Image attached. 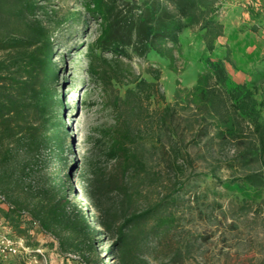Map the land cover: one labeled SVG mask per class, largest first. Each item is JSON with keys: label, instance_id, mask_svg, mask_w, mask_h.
Wrapping results in <instances>:
<instances>
[{"label": "trees", "instance_id": "trees-1", "mask_svg": "<svg viewBox=\"0 0 264 264\" xmlns=\"http://www.w3.org/2000/svg\"><path fill=\"white\" fill-rule=\"evenodd\" d=\"M78 2L81 8L62 12L50 0H0V220L15 237L25 239L36 228L52 237L45 244L57 242L60 255L72 250L85 264H104L101 257L90 258L101 241L116 254L111 264H150L133 254L135 236L161 239L162 232L182 225L177 210L186 193L193 192L190 202L200 213L220 205V184L245 200L262 196L264 55L249 79L232 77L231 46L218 49L227 31L221 0ZM88 17L99 28L86 47L85 71L111 116L88 135L79 159L83 206L71 197L56 50L64 29ZM195 27L205 46V73L186 96L178 91L166 103L161 68L150 66V79L132 59L171 56L182 32ZM81 100L86 103V95ZM190 147L208 160L207 170L186 171ZM162 166L173 171L176 187L163 196ZM3 258L0 253V264Z\"/></svg>", "mask_w": 264, "mask_h": 264}, {"label": "rangeland", "instance_id": "rangeland-1", "mask_svg": "<svg viewBox=\"0 0 264 264\" xmlns=\"http://www.w3.org/2000/svg\"><path fill=\"white\" fill-rule=\"evenodd\" d=\"M255 1L229 0L228 6L220 8L219 17L227 25V31L219 38L218 49L224 51L225 45L231 46L235 66L229 62L227 66L232 77L240 81L250 78L255 67L261 65L264 55V25L257 18L264 16V0L259 2L263 5L261 10L254 6ZM50 2L53 7L61 8L62 12L81 8L78 0ZM258 25H261L259 31L252 28ZM98 28L99 23L91 17L71 23L59 37L56 50L57 61L61 65L58 87L64 103L69 132L68 155L73 169L71 197L78 199L83 206L87 201L81 195L82 188L79 185V159L86 149L88 135L96 127L109 121L111 116L101 90L89 82L85 71L86 47L96 37ZM204 51L200 32L196 27L188 28L182 32L181 45L171 56H134L132 63L150 79L153 77L148 73V68H161L159 81L165 93V102L172 103L178 91L186 96L198 77L205 73L200 62ZM74 66V74H71ZM121 91L124 92V87ZM83 95H86V103L81 102ZM161 104L164 105V102ZM190 152L191 159L186 171L207 170L208 160L200 158L194 147H190ZM211 179L208 176V181ZM174 180L173 171L162 166V196L170 189H176ZM219 187L223 191V196L219 197L220 205L213 204L206 212L201 213L198 212L197 203L190 202L193 192L186 193L181 197V205L177 210L178 215H181L182 225L162 232L161 239L138 234L134 238L133 254L150 264H264V189L262 196L255 200H245L243 194L231 187L226 188L221 184ZM210 199H213L212 195ZM189 203H193L192 206H188ZM84 209L93 219V210L86 206ZM1 232H7L2 220ZM25 236L27 249L18 254L4 255L2 264H85L72 250L60 255L57 242L53 245L45 244L46 241L53 240L52 237L47 239L36 228H32ZM114 237L110 236L108 241L111 243ZM27 240L32 245H28ZM98 248L99 253L91 254L90 258L101 257L104 264L116 261V254L107 252L105 241H101Z\"/></svg>", "mask_w": 264, "mask_h": 264}, {"label": "built area", "instance_id": "built-area-1", "mask_svg": "<svg viewBox=\"0 0 264 264\" xmlns=\"http://www.w3.org/2000/svg\"><path fill=\"white\" fill-rule=\"evenodd\" d=\"M4 201V196L0 194V203ZM27 249L25 240L22 237H15L9 231L0 233V253L7 255L8 253L18 254L21 250Z\"/></svg>", "mask_w": 264, "mask_h": 264}, {"label": "crops", "instance_id": "crops-1", "mask_svg": "<svg viewBox=\"0 0 264 264\" xmlns=\"http://www.w3.org/2000/svg\"><path fill=\"white\" fill-rule=\"evenodd\" d=\"M263 2V0H256L255 2H254V6H257V8L258 9H262L263 8V5L261 4L260 5V3L259 2ZM228 2H229V0H221V3H222V5H221V7H224V6H228ZM258 3H259V6H258ZM225 4V5H224ZM259 10V11H260ZM263 14H264V11H263ZM255 16V15H254ZM258 18V22L260 23V24H263L264 25V16H263V18H261V17H257ZM225 24V23H224ZM226 25V24H225ZM258 27L260 28L261 27V25H258ZM226 28H227V25H226ZM218 41H219V39H218Z\"/></svg>", "mask_w": 264, "mask_h": 264}]
</instances>
